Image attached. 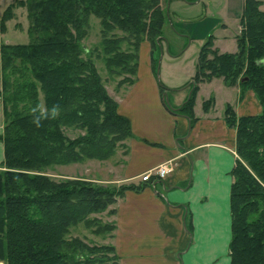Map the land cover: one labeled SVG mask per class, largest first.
<instances>
[{"label": "trees", "instance_id": "16d2710c", "mask_svg": "<svg viewBox=\"0 0 264 264\" xmlns=\"http://www.w3.org/2000/svg\"><path fill=\"white\" fill-rule=\"evenodd\" d=\"M26 9L29 42L0 45L4 128L0 140V262L3 264H96L111 245L90 247L69 237L73 225L107 210L119 194L79 180H54L44 173L56 165L107 159L118 142L131 138L129 120L105 90L81 40L88 15L100 21L104 65L134 76L142 41L159 47L169 15L160 0H20ZM245 0L234 54L205 56L196 70L224 77L256 96L260 113L238 117L228 105L224 120L236 131L229 193V264H264V9ZM8 7L0 20L9 19ZM3 26V25H2ZM117 32L122 33L119 36ZM128 49L122 50V45ZM152 58V55H151ZM153 60V58H152ZM197 73V72H196ZM129 86L133 82H128ZM177 113L192 120L196 87ZM165 89L160 88V93ZM42 99V107L41 101ZM204 108V106H203ZM206 109V108H204ZM67 130L77 131L73 137ZM137 190V189H136ZM113 214V212H109ZM114 224L106 230L112 231Z\"/></svg>", "mask_w": 264, "mask_h": 264}, {"label": "crops", "instance_id": "0c3cea01", "mask_svg": "<svg viewBox=\"0 0 264 264\" xmlns=\"http://www.w3.org/2000/svg\"><path fill=\"white\" fill-rule=\"evenodd\" d=\"M12 1L0 0V20ZM173 1H166L168 15ZM244 1L224 0L230 16L238 15L237 22ZM259 1L264 9V0ZM1 42L9 41L0 29ZM148 68L143 88L135 91L137 82L127 97L115 98L117 112L129 120L131 138L125 163L113 170L116 176L107 182L130 181L140 188L126 190L110 208L115 211L111 246L121 264H229V193L238 156L236 131L227 126L223 111L230 105L238 117L256 115L261 110L259 102L253 92L237 89L240 96L232 98L229 93L226 99L220 98V110H216L217 100L210 109L194 104L191 120L166 110L149 64ZM165 77L168 102L176 110L190 95L187 89L192 82L181 86L176 78ZM3 128L0 102V137ZM3 159L0 140V170ZM163 163L171 166L163 179L141 181L142 174Z\"/></svg>", "mask_w": 264, "mask_h": 264}, {"label": "rangeland", "instance_id": "374dc122", "mask_svg": "<svg viewBox=\"0 0 264 264\" xmlns=\"http://www.w3.org/2000/svg\"><path fill=\"white\" fill-rule=\"evenodd\" d=\"M19 1L13 0L9 6L11 7V11L10 13L6 12V15L9 14L10 18L4 21L3 24L0 21V29L3 36L9 41L8 43L1 42L0 45H20L29 42L27 13L24 7L18 5ZM166 1L160 0L162 8L165 10L167 8ZM192 1L174 0L170 4L169 20L171 26L166 23L163 28L162 35L167 40V46L164 41L161 42L164 52L160 58L159 67L158 69L156 67V60L158 58L156 48L152 49L147 41H142L136 52L137 72L134 76L123 73L121 69H113V74L108 73L104 65L106 56L102 48L103 36L101 34L100 21L94 15H88L85 30L86 35L81 40L85 48V57L94 63L102 85L113 100L115 98L121 99L127 97L131 94L137 82H139V85L135 91L143 88L149 73L148 64L153 73L152 77L156 80L158 90L161 87L164 88L163 81L166 79L165 76H168L170 81L176 78L181 86H186L189 82L193 83L187 89L191 91V85L197 88L191 109L192 112L194 104L199 102L202 103V107L204 106V108L210 109L213 108L216 100L218 101L216 110H220V98H225L229 93H231L229 95L232 98H236L238 95L240 96V93L238 94V91H236L237 89H240L241 92L242 90H249L246 87H242L239 84V80L230 85L229 81L225 80L224 77L210 75L209 71L198 72L196 70L200 49L207 41L209 43L205 48L204 56L208 60L212 59L211 53H236V38L240 34V25L237 22L238 15L236 16L237 18L230 16L227 8L228 2H224V0ZM4 11L2 12V16ZM117 34L122 36L120 32H117ZM164 47H167V51H165ZM127 49L128 44L124 43L122 50ZM128 51L132 54L134 53L133 49H128ZM176 53L180 54L173 58L172 54ZM128 82H133V84L129 86ZM39 99L42 107L41 97ZM185 100L187 99L185 98ZM228 106L231 107L230 105ZM231 109L233 111L232 107ZM65 133L71 138L77 134V131L67 130ZM129 139L118 142L111 153L112 155L107 159H87L79 163L56 165L48 169L44 175L57 181L79 180L90 182L95 186L112 188L115 194H119L116 198L118 200L126 190L140 188L136 183H131L130 181L121 184L107 182L115 178L116 174L113 170L125 163ZM113 205L101 213L89 215L86 218L88 224L71 226L69 229V237L82 239L90 247L111 245L115 228L112 231H108L106 230V226L108 224H114L112 220L115 211L110 209ZM110 211L113 214H110ZM89 258H94L96 264H121L118 257V259H115L112 254L106 251L89 255Z\"/></svg>", "mask_w": 264, "mask_h": 264}, {"label": "built area", "instance_id": "2783aa9c", "mask_svg": "<svg viewBox=\"0 0 264 264\" xmlns=\"http://www.w3.org/2000/svg\"><path fill=\"white\" fill-rule=\"evenodd\" d=\"M171 171L169 163H163L150 171L145 172L141 175L142 182H151L152 180H161Z\"/></svg>", "mask_w": 264, "mask_h": 264}, {"label": "water", "instance_id": "95a60500", "mask_svg": "<svg viewBox=\"0 0 264 264\" xmlns=\"http://www.w3.org/2000/svg\"><path fill=\"white\" fill-rule=\"evenodd\" d=\"M167 5H168V2H167ZM166 12H167V15H168V8H166ZM169 25H170V20H169ZM171 26V25H170ZM164 42L167 46V40L164 39ZM165 51H167V47H165ZM164 50L163 48L159 47V59H158V66H157V69L159 67V62H160V58L163 54ZM193 84V83H192ZM189 99V96L187 98V100ZM161 102H162V105L166 108V110H168L169 112H171L172 114H176V110L171 108L170 105H169V102H168V96H167V91L164 90L162 93H161Z\"/></svg>", "mask_w": 264, "mask_h": 264}]
</instances>
